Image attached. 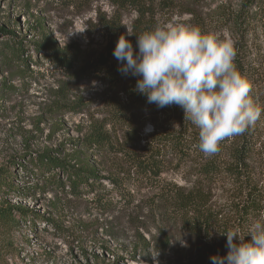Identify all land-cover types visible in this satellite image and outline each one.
Wrapping results in <instances>:
<instances>
[{
    "label": "trees",
    "instance_id": "1",
    "mask_svg": "<svg viewBox=\"0 0 264 264\" xmlns=\"http://www.w3.org/2000/svg\"><path fill=\"white\" fill-rule=\"evenodd\" d=\"M50 1L65 8H85L87 11L95 0ZM106 1L110 11L97 9L93 18V24L103 39L101 45L92 49L82 48L76 43L59 46L55 38L44 35L33 41L30 47L36 54L41 53L51 71L59 73L67 81L76 83L93 76L114 90L115 100L113 97L108 99V117L90 123L89 131L76 139L75 144L78 143L82 149L94 147L92 150L99 153L111 151L119 154L123 159L120 165L127 168L128 177L136 179L134 184L137 188L139 183L145 184L144 188L151 194L142 207H147L153 217L158 218V223L177 226V229L190 235L196 249V260L201 264L204 260L211 264L212 255L223 256L227 252V238L219 232L237 228L244 231L254 220L264 217V137L261 125L264 123V113L244 134L221 141L218 153L205 157L197 147L198 129L184 120L182 108L177 105L157 108L154 104H148L146 97L134 90L136 77L124 76L118 71L119 61L113 56V49L117 39L124 35L135 51L137 34L153 29L159 25L160 17L172 14L177 9L191 14L200 30L207 31L219 24L231 26L240 34L250 31L264 35V0H243L236 10L216 8L207 20L194 8L204 0ZM126 15L132 17L128 25L124 24ZM0 31L6 37L0 46L1 66L6 68L5 71L12 69L11 73L19 79L43 76L44 71L29 68L31 56L29 60L23 58L27 49L22 40L11 30L1 27ZM235 51L236 70L251 83L250 95L258 106L264 108V76L254 67L250 72L244 62L240 43H236ZM135 108L150 115H162L166 118V124H158L154 119L144 117L142 126L150 121L153 129L141 138L142 126L134 127L135 119L139 117L133 111ZM115 129L121 130L119 138H116ZM58 155L53 156L52 151L28 153L23 160L28 157L26 161L52 189L67 194L73 200H83L84 205L99 215L115 208L117 203L113 200V191L119 193L120 199L123 198L121 184L113 176H102L107 170L95 164L92 159L94 155L88 156L80 150L66 153L65 149H60ZM181 167L186 168L193 177L189 187L172 184L162 178L163 173ZM124 171L121 169V172ZM11 175L0 168V197L14 190ZM102 180H107L112 188L106 189ZM216 190L220 191L221 201L216 199ZM128 196L124 202L125 208H133L134 217L138 220L137 211L142 208L141 204L135 203L130 191ZM54 210L58 211L57 205H54ZM26 217V208L0 204V226L17 228ZM31 221L34 224V219ZM44 221L51 224L53 234L61 239L79 242V236L84 237V233H97L91 230V220L82 221L83 224H77L76 228H63L60 226L62 222L51 216ZM134 228L138 243L132 247L136 250L149 242L140 231L143 225ZM162 231L159 249L163 251L169 245L170 237L166 230ZM76 233L80 235L76 236ZM151 238L152 241L156 239L153 235ZM245 239L250 237L246 236Z\"/></svg>",
    "mask_w": 264,
    "mask_h": 264
},
{
    "label": "rangeland",
    "instance_id": "2",
    "mask_svg": "<svg viewBox=\"0 0 264 264\" xmlns=\"http://www.w3.org/2000/svg\"><path fill=\"white\" fill-rule=\"evenodd\" d=\"M242 1L204 0L194 8L207 20L214 9L236 10ZM97 9L109 12L110 6L106 0H95L85 11V8H65L50 0H0V28L13 31L22 40L27 49L23 58L29 60L32 57L31 64L28 63L30 69L44 71L41 77L19 79L11 73L12 69L5 71L0 60V168L12 174L15 187L0 197V204L22 206L28 210V217L20 221L17 228L0 226V264H196L199 260L195 258L193 238L177 229V226L158 223V218L153 217L147 207H142L151 194L144 188L145 184L139 183L137 188L134 184L136 179L128 177L127 168L120 165L122 157L111 151L99 153L92 150L94 147L82 149L74 142L89 131L90 123L108 117V99L113 97L115 100L114 90L93 76L76 83L67 81L59 73L51 71L41 53L36 54L30 47L33 41L44 35L55 38L59 46L76 43L82 48L92 49L101 45L103 39L93 24ZM131 18L124 16V24L128 25ZM168 23L200 29L191 14L179 9L160 17L159 25ZM82 29L84 31L79 32ZM201 31L221 41H230L234 48L236 43H240L244 62L250 72L254 67L264 76L263 34L250 31L240 34L231 26L219 24ZM5 39L0 31V46ZM118 96L121 97V94ZM133 111L139 115L135 119V128L142 126L144 117L154 119L158 124H166V118L160 114L150 115L137 108ZM148 125H151L152 131L151 122H145L141 128V138L151 132L145 131ZM261 125L264 137V123ZM115 131L116 138H119L121 130ZM132 145L135 146L134 143ZM60 149H65L66 153L80 150L88 156L94 155L92 159L95 164L107 170L102 176H113L121 184L122 199L119 193L112 192L113 200L117 203L114 209L104 215L97 214L84 205L83 200H73L67 194L52 189L26 161L28 157L23 160L28 153L45 151H52L53 156L59 157ZM121 169L125 171L121 172ZM162 178L185 187H189L193 180L184 167L171 169L163 173ZM102 184L106 189L112 188L107 180H102ZM129 191L135 203L142 207L137 211L138 220L134 217L133 208H125ZM216 199L222 200L218 190ZM54 205H57L58 211L54 210ZM50 216L61 221L63 228H76L77 224H83L82 221L91 220V230L97 233H84V237L76 233L79 242L58 238L53 234L51 224L44 221ZM31 219H34V224ZM142 225L140 231L149 244L135 250L132 246L138 241L134 237V227ZM162 230H166L170 237L169 245L163 251L159 249L163 239L160 234ZM152 235L156 238L154 241ZM202 264H207V261L204 260Z\"/></svg>",
    "mask_w": 264,
    "mask_h": 264
},
{
    "label": "clouds",
    "instance_id": "3",
    "mask_svg": "<svg viewBox=\"0 0 264 264\" xmlns=\"http://www.w3.org/2000/svg\"><path fill=\"white\" fill-rule=\"evenodd\" d=\"M136 45L134 51L124 35L117 39L118 71L136 77L134 90L148 104L182 108L184 120L198 129L197 147L205 157L218 153L221 141L244 134L264 113L250 95L251 83L236 70L230 41L168 23L137 34ZM219 233L227 238V252L212 255L211 264H264V217L244 231Z\"/></svg>",
    "mask_w": 264,
    "mask_h": 264
}]
</instances>
